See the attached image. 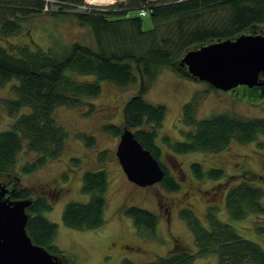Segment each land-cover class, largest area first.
<instances>
[{
  "label": "trees",
  "instance_id": "16d2710c",
  "mask_svg": "<svg viewBox=\"0 0 264 264\" xmlns=\"http://www.w3.org/2000/svg\"><path fill=\"white\" fill-rule=\"evenodd\" d=\"M70 1L75 4L83 2ZM122 1L74 12L80 24L91 25L95 45L76 40L63 51H58L53 47L33 49L28 43H21L11 51L0 44V86L12 78L19 80L13 85L16 96L5 100L7 109L16 117L8 128L0 130V173L14 171L25 140H28L27 149L36 157L23 165V171H33L44 166L46 159L60 157L67 131L55 118V107L77 106L84 98L97 95L101 91V80L112 81L118 86L133 83L138 79L136 68L141 81L137 93L124 105V126L132 129L144 147L159 159L165 170L161 182L169 190L180 188L175 175L160 159L161 148L156 142L167 107L148 101L144 94L162 66L196 78L180 65L183 54L190 48L213 40L234 38L264 24V0H155L139 6L134 3L124 6ZM55 2L62 7L67 0ZM45 4V0H24L23 3L0 0V25L4 34L19 30L22 23L15 18L18 8H22L24 14H30L40 12ZM143 5L148 7V13L153 17L150 29L142 27L139 9ZM131 9H137L138 14L127 15ZM61 11L57 9L52 13L60 15ZM78 74L92 75L94 79L81 80L77 78ZM199 97L196 94L182 106L181 121L193 126L183 130L185 139L172 141L164 136L174 152H219L232 141L249 143L264 135L263 116L223 111L197 117ZM23 106H29V110L19 113ZM106 128L115 135L123 130L115 124H107ZM87 139L90 143L94 141L92 136H87ZM107 152V149L100 151V157L105 158ZM191 167L198 178L225 177L221 167L204 169L200 162H193ZM226 180L217 184L223 183L219 191L225 197V205L232 218L240 220L253 213H264L262 187L253 185L247 178L227 186ZM108 184L107 170L85 171L82 190L88 192L90 198L86 202H67L62 212L63 223L73 228H94L106 223ZM11 197L32 198L26 208L28 234L35 243L61 253L62 250L54 244L58 223L44 214L52 209L51 201L44 195H34L29 187L20 183ZM217 208V205H208V228L201 224L192 210L183 208L180 211L194 235L195 253L176 245L170 253L155 260L135 263L125 259V264H189L196 256L214 253L218 256V264H264V248L240 234L231 223L220 220L216 216ZM125 211L137 229H149L156 236L157 214L136 204L126 207Z\"/></svg>",
  "mask_w": 264,
  "mask_h": 264
},
{
  "label": "rangeland",
  "instance_id": "374dc122",
  "mask_svg": "<svg viewBox=\"0 0 264 264\" xmlns=\"http://www.w3.org/2000/svg\"><path fill=\"white\" fill-rule=\"evenodd\" d=\"M23 1L19 0L20 3ZM55 1L45 0L46 4L40 12L30 14H24L22 8H18L15 18L21 20L22 24L19 30L10 34H4L0 25V44L11 51L21 43H28L33 49L46 50L53 47L58 51H63L64 47L76 40L95 45L91 25L80 24L74 12L88 11L118 0H83L78 4L67 0L62 7ZM147 1L155 0H124V6L128 3L139 6ZM57 9H62L60 15L52 13ZM137 14V9H131L127 13L132 16ZM141 17L143 29L153 27L150 13ZM259 32L264 33V24L245 33ZM135 72L138 79L133 83L118 86L112 81L101 80V91L97 95L84 98L77 106L55 107L54 116L67 131L65 147L60 157L46 159L44 166L33 171H23V165L36 157V154L27 149L28 140H25L14 165V173H0V183L13 179L15 185L20 183L21 186H27L34 194L45 195L47 188L60 190L55 197L47 196L53 206L44 214L58 223L54 244L62 252L56 253L51 249L49 251L60 255L62 264H125V259L143 263L170 253L173 250L172 237L175 236L185 242L184 248L195 253L197 245L193 233L180 210H192L201 224L208 228V205H217L216 216L220 220L231 223L240 234L264 248V213H253L240 220L232 218L227 211L225 197L219 191L223 183L217 184L225 182L227 178L226 186L247 178L250 183L264 190V135L249 143L232 141L226 149L219 152H174L164 138L168 136L172 141L185 139L183 130L193 126L183 124L180 119L181 110L183 104L196 94L200 96L197 98L199 118L223 111L264 117V90L246 85H238L229 90L211 88L204 80L162 66L144 96L150 102L162 103L167 107L156 142L161 148L160 159L180 183L179 189L169 190L161 181L142 186L129 180L115 153L120 134L115 135L106 128L107 124H115L123 129L124 105L137 93L141 81L136 68ZM77 78L94 79L92 75L82 74H78ZM17 83L19 80L12 78L0 86V130L8 128L16 117L7 109L5 100L16 96L13 85ZM28 110L29 106H23L19 113ZM87 136H92L94 141L90 143ZM103 149L108 151L105 158L99 155ZM193 162H200L204 169L221 167L225 177L198 178L192 172ZM97 169L107 170L109 177L106 223L94 228H73L65 225L62 221L65 204L73 200H89L90 194L82 190V175L85 171ZM158 199L161 208L156 203ZM171 199L176 204L169 221L163 209ZM262 203L264 204V195ZM132 204L157 214L156 236L149 229H137L133 225L125 211ZM189 264H218V256L216 253L196 256Z\"/></svg>",
  "mask_w": 264,
  "mask_h": 264
},
{
  "label": "water",
  "instance_id": "95a60500",
  "mask_svg": "<svg viewBox=\"0 0 264 264\" xmlns=\"http://www.w3.org/2000/svg\"><path fill=\"white\" fill-rule=\"evenodd\" d=\"M192 76L215 88L264 85V33H242L188 49L180 60ZM129 180L146 186L161 181L165 170L132 129L123 127L115 150ZM15 187H0V264H62L58 255L35 243L26 225L31 197L12 198ZM7 194V195H6Z\"/></svg>",
  "mask_w": 264,
  "mask_h": 264
},
{
  "label": "flooded vegetation",
  "instance_id": "af4514ba",
  "mask_svg": "<svg viewBox=\"0 0 264 264\" xmlns=\"http://www.w3.org/2000/svg\"><path fill=\"white\" fill-rule=\"evenodd\" d=\"M264 74V73H263ZM261 76V78L262 79H264V75H260ZM254 87H258L261 91H263L264 90V85H255V86H253V87H250V88H254ZM4 184H6V186L8 187V186H10V187H15L16 188V185H15V182L13 181V179H8L7 181H5L4 183H0V187L2 186V185H4ZM47 190H48V192H47V194H45L44 196L48 199V195H54V197L58 194V193H60V190H58V188H56V190L55 191H53L54 189L53 188H47ZM58 190V191H57ZM7 195V194H6ZM34 195H36V194H34ZM178 201H180V200H178ZM156 203L158 204V206H160V208H161V204L159 203V199L156 201ZM175 204H176V202L175 201H173L172 199L171 200H168V206L167 207H165L164 209H163V211H164V214H165V217L166 218H168L169 219V221H170V217H171V214H172V210H173V208L175 207ZM182 210V209H181ZM180 210V211H181ZM176 213H178V211L176 212ZM185 219V218H184ZM186 220V219H185ZM194 236V235H193ZM196 242V241H195ZM172 248H174L176 245H178L180 248H184L186 245H185V242L184 241H181L178 237L177 238H175V236L174 237H172Z\"/></svg>",
  "mask_w": 264,
  "mask_h": 264
},
{
  "label": "built area",
  "instance_id": "2783aa9c",
  "mask_svg": "<svg viewBox=\"0 0 264 264\" xmlns=\"http://www.w3.org/2000/svg\"><path fill=\"white\" fill-rule=\"evenodd\" d=\"M148 13V7L146 6H142L140 9H139V14L140 15H146Z\"/></svg>",
  "mask_w": 264,
  "mask_h": 264
},
{
  "label": "bare ground",
  "instance_id": "6f19581e",
  "mask_svg": "<svg viewBox=\"0 0 264 264\" xmlns=\"http://www.w3.org/2000/svg\"><path fill=\"white\" fill-rule=\"evenodd\" d=\"M90 1L106 2V1H109V0H90Z\"/></svg>",
  "mask_w": 264,
  "mask_h": 264
}]
</instances>
